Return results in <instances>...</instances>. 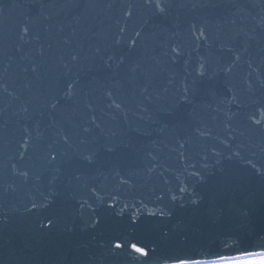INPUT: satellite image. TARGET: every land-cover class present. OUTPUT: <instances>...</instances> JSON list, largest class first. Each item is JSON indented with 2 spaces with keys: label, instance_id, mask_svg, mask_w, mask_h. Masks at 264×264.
<instances>
[{
  "label": "water",
  "instance_id": "95a60500",
  "mask_svg": "<svg viewBox=\"0 0 264 264\" xmlns=\"http://www.w3.org/2000/svg\"><path fill=\"white\" fill-rule=\"evenodd\" d=\"M258 252L264 0H0V264Z\"/></svg>",
  "mask_w": 264,
  "mask_h": 264
},
{
  "label": "rangeland",
  "instance_id": "374dc122",
  "mask_svg": "<svg viewBox=\"0 0 264 264\" xmlns=\"http://www.w3.org/2000/svg\"><path fill=\"white\" fill-rule=\"evenodd\" d=\"M226 260L231 261L232 264H264V254L244 256V257H232Z\"/></svg>",
  "mask_w": 264,
  "mask_h": 264
},
{
  "label": "snow or ice",
  "instance_id": "6c2138e0",
  "mask_svg": "<svg viewBox=\"0 0 264 264\" xmlns=\"http://www.w3.org/2000/svg\"><path fill=\"white\" fill-rule=\"evenodd\" d=\"M119 247V245H117ZM137 251L142 252V249H136ZM175 264H232L231 261H228L224 258H218L213 260H196V259H179Z\"/></svg>",
  "mask_w": 264,
  "mask_h": 264
}]
</instances>
